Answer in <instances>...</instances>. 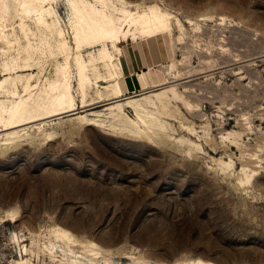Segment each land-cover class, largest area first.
Here are the masks:
<instances>
[{"label": "rangeland", "instance_id": "1", "mask_svg": "<svg viewBox=\"0 0 264 264\" xmlns=\"http://www.w3.org/2000/svg\"><path fill=\"white\" fill-rule=\"evenodd\" d=\"M108 2L173 15L174 31L157 37L180 75L146 93L174 87L177 99L154 139L113 129L105 102L38 120L9 141L0 136V264L91 261L92 248L96 264H264V0ZM8 3L0 9V80L10 82L0 99L16 107L30 84L33 99L52 108L53 82L67 63L81 105L74 24L82 19L71 0L43 3L61 21L69 57L18 0ZM98 49L80 52L88 58ZM111 54L118 71L120 52ZM104 84L95 82L88 99ZM91 110L105 126L82 120ZM59 230L75 244L61 242Z\"/></svg>", "mask_w": 264, "mask_h": 264}, {"label": "bare ground", "instance_id": "2", "mask_svg": "<svg viewBox=\"0 0 264 264\" xmlns=\"http://www.w3.org/2000/svg\"><path fill=\"white\" fill-rule=\"evenodd\" d=\"M9 1L0 0L2 13L9 9ZM45 1L18 0V4L22 6V11L27 14V17L34 20L38 27L45 29L53 37L59 38V51L69 57L70 47L66 33L61 26V21L59 18H54L55 12L52 7L43 5ZM71 3L74 16L82 19V26L74 24L77 30L75 37L77 49L79 50L76 60L78 66V89L82 93L81 105L77 102L69 76L65 71L68 67L66 63V66H63L60 71L59 78L53 82V90L57 91V97L52 108L47 107L48 102L44 99H33L32 85L30 84L25 87L29 97L22 101L20 105L16 104V107L11 106V100L0 99V133L4 132L0 136L4 140L9 141L19 137L24 129L22 127L38 120L61 116L66 113L77 114L76 110L79 108L98 107L97 105L107 102L104 110L109 115L113 129H118L134 139H154L161 130L163 112L169 110L170 103L177 99V92L172 87L145 94L138 93L117 98L122 96V88L114 68L111 53L112 49H114L118 50L121 55V43L124 41L135 40L142 37V35L150 38L152 35L163 31L173 32V15L157 5L149 6L142 11H132L114 8L109 4L108 0H71ZM85 46H99V49L90 52L88 58H86L80 52ZM101 64L106 68L105 74L99 71L98 66ZM9 70L11 68L9 66L6 67L7 73L5 74H8ZM166 72L167 77L173 73H175V76L180 75L178 62H170L166 67ZM9 80L10 77L0 80V90L9 92V89L6 88V85L10 82ZM95 82L98 84L105 82V84L102 85L95 98L88 99V92ZM10 93L17 95V86ZM127 108L134 112L135 118L128 115ZM101 115V111L91 110L81 114L80 117L88 125L101 127L105 125L99 122L100 119L95 118ZM59 231V240L69 247L72 244L70 242L73 241V235L66 230ZM69 250L74 253L72 249ZM91 250V261L74 258L69 264H96L97 257L95 256L99 252H96L93 248ZM185 264L214 263L195 259Z\"/></svg>", "mask_w": 264, "mask_h": 264}, {"label": "crops", "instance_id": "3", "mask_svg": "<svg viewBox=\"0 0 264 264\" xmlns=\"http://www.w3.org/2000/svg\"><path fill=\"white\" fill-rule=\"evenodd\" d=\"M159 35L150 38L139 37L121 43L118 71L115 70L122 88V96L117 98L130 96L134 92H148L165 84L166 63L170 59V53L165 40L161 38L163 36L157 37Z\"/></svg>", "mask_w": 264, "mask_h": 264}, {"label": "water", "instance_id": "4", "mask_svg": "<svg viewBox=\"0 0 264 264\" xmlns=\"http://www.w3.org/2000/svg\"><path fill=\"white\" fill-rule=\"evenodd\" d=\"M146 91H147V90H146ZM146 91L134 92L133 94L143 93V92H146ZM105 103H107V102H105ZM102 104H104V103H102ZM102 104H99V105H102ZM99 105H97V106H99ZM89 108H91V107H89ZM85 109H87V108H83V109L76 110V112H77V111H81V110H85ZM68 114H71V113H66V114H63V115H61V116H65V115H68Z\"/></svg>", "mask_w": 264, "mask_h": 264}]
</instances>
